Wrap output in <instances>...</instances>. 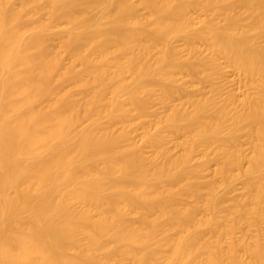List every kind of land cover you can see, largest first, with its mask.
Returning <instances> with one entry per match:
<instances>
[{
  "label": "bare ground",
  "instance_id": "1",
  "mask_svg": "<svg viewBox=\"0 0 264 264\" xmlns=\"http://www.w3.org/2000/svg\"><path fill=\"white\" fill-rule=\"evenodd\" d=\"M18 1L0 0V264H264V0H139L144 19L131 0ZM217 57L253 93L220 96ZM174 99L146 130L152 104ZM211 162L226 186L241 169L243 198L223 205L199 181ZM243 225L254 241L225 247Z\"/></svg>",
  "mask_w": 264,
  "mask_h": 264
},
{
  "label": "rangeland",
  "instance_id": "2",
  "mask_svg": "<svg viewBox=\"0 0 264 264\" xmlns=\"http://www.w3.org/2000/svg\"><path fill=\"white\" fill-rule=\"evenodd\" d=\"M136 6H137V10H138V16H140L141 18L144 17V18H148V13H147V10H145L144 8H142L140 5H139V0H131ZM14 3L16 5H19V1L18 0H14ZM192 17L194 18L195 22H197L199 18H204L205 15H199L198 13H192L191 14ZM142 18V19H144ZM40 19L44 22H47L48 21V17L47 15L43 14L40 16ZM66 28V25L64 23H57L55 25H53L51 28H50V34L52 35H56L60 32H63V30ZM175 44V43H174ZM52 45L53 47L54 46H58L59 45V41L57 39H54L52 41ZM179 49H182V42L181 41H176V44H175ZM197 47L199 49V51L203 52L204 54L207 52L206 48H205V45L201 44V43H198L197 44ZM218 58V62L222 68V71L220 74H217L216 77H215V83H217L218 86H221L220 88V96L222 97H225L227 95H233L235 97H238V99H243L244 95L246 94H251L253 93L252 89L247 85V79L246 77H244L236 68H233L230 63L224 59V58H220V57H217ZM69 59L66 57L65 58V64H69ZM80 69V67H78ZM177 78L179 79V81L182 83H184L185 87L187 88V90L189 92H192V93H195L196 95L199 93V94H202L203 96H206L208 97L210 95V88L208 85L206 84H201L199 83V80L198 78H192V77H186V76H183V74H178L177 75ZM65 89L66 90H70L72 92H78L77 89L71 87L70 85H66L65 86ZM211 93H212V89H211ZM153 106L151 107V113L156 116H150V118L146 119L145 121V125H144V128L148 131H152L154 130L155 128V121H159V120H162L164 119V117L166 116V114L168 113L169 111V108H173L174 107H178L181 106V101L178 100V99H174L171 103L169 104H160V103H154L152 104ZM186 107L184 106V110H188V107L185 109ZM151 114V115H152ZM160 119H158V118ZM132 121H130L132 124L130 126V128H132V131L134 130L135 128V131L132 132L133 135H131L132 139L137 142L138 144H141V134H142V129H141V126L138 125L140 122L138 121L137 123V120H136V114H132V117H131ZM162 118V119H161ZM134 119V120H133ZM137 127H135L136 125ZM134 128H133V127ZM122 125H117L115 126V129H119L121 128ZM178 136L175 135V134H171V133H166V138H167V141H168V147L171 149V151L173 153H176V154H179L181 152L180 149H176L175 148V145L177 142H180L181 140V136H179V139L177 138ZM243 137V138H242ZM241 140H240V144H241V141L242 144L240 145V148L243 152V154L245 156H249L250 155V150H249V147L248 146V141H246L247 145H245V140H247L246 136L242 135L241 136ZM244 144V145H243ZM141 147H142V150L143 152L146 154V155H150L151 153V149L146 146V145H142L141 144ZM203 155H201L200 152H196L195 153V156H194V159L192 160V164L193 165H199L201 164V162L203 163V160H204V157H202ZM248 165L247 164H244V168H246ZM217 170V167H216V164H214L213 162L205 165V167L203 168V172L201 173V179H199V181L201 182H214L217 186V189H216V196L217 197H220L222 201H224L223 205H227V204H231L233 202V200L235 201L238 197L241 199L244 197V194H246V190L245 188L243 187L244 185V178L240 175L242 174V171L241 173L239 174V170L241 169H238L236 171H232L231 173V177H232V181L230 183V186H226V184L223 182V181H220L219 178L217 179V177H215L214 173L216 172ZM243 175V174H242ZM207 189H204L203 190V194L207 195ZM209 193V192H208ZM202 194V195H203ZM205 196L203 195V198L201 203L203 205H200L202 206L201 208H199L198 210V218L200 219H208L210 218V215L212 216V214L208 211V209L206 208L207 205H206V202L208 200V198H204ZM238 198V199H239ZM207 199V200H206ZM237 199V200H238ZM183 202V200L181 201ZM184 202L186 204L189 203V200L186 201L184 200ZM183 202V203H184ZM182 203V204H183ZM199 206V207H200ZM222 206V205H221ZM223 208V206L221 207ZM222 215V214H221ZM225 216V214H223ZM222 215V217H223ZM134 217H130V219H133ZM224 219L226 218L223 217ZM229 221L230 218H228ZM227 218L225 220H223V225H225L224 227L228 230H230L229 227H231L230 223L231 222H227ZM226 222V223H225ZM232 224V223H231ZM261 228L264 229V223L261 225ZM232 233H229V235H227V237H225L224 239V246L229 248L228 246L231 245V243H233V241H239V240H247V241H250V242H253L255 237H257V231L254 229V228H249L247 227L246 225H243L241 227H239V229L237 230H233L231 231Z\"/></svg>",
  "mask_w": 264,
  "mask_h": 264
}]
</instances>
